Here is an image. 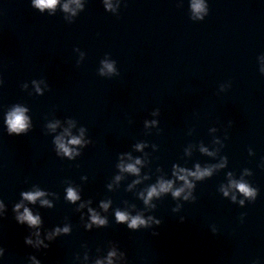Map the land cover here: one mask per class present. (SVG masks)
Listing matches in <instances>:
<instances>
[{"label": "water", "instance_id": "water-1", "mask_svg": "<svg viewBox=\"0 0 264 264\" xmlns=\"http://www.w3.org/2000/svg\"><path fill=\"white\" fill-rule=\"evenodd\" d=\"M205 2L208 15L195 21L189 19L195 17L191 0H126L118 16L106 12L100 0H86L69 24L63 15L72 19L71 14L59 5L50 16L48 9L40 13L31 6V0H0V198L8 205L7 215L0 218V246L6 249L0 264H24L28 254L37 255L41 264H72L82 242L94 252L108 240L118 242L129 264H251L256 258L264 264V168L258 167L264 157V75L258 69L264 61L257 60L264 53V0ZM74 48L85 53L79 66ZM105 53L116 61L118 76L97 74ZM41 77L49 89L36 95L30 81ZM26 81L28 90H22ZM226 82L231 86L219 91ZM17 102L29 107L33 127L27 134L10 136L2 113ZM154 108L159 116L150 115ZM52 113L61 124L48 135L44 124ZM64 117L78 122L71 134L77 135L83 125L85 138L93 141L71 161L57 157L51 142V135L69 127ZM145 119L157 120L160 131L157 126L145 130ZM214 137L224 143L221 154L228 157L227 167L197 182V199L182 202L179 212L171 211L176 202L170 194L155 201L152 214L162 220L154 226L156 236L153 229L130 231L115 224L111 211L107 228L85 231L75 205L64 201L61 181L67 178L82 185V198H93V206L110 196L113 207L123 199L142 207L132 192L124 191L133 177L115 192L105 188L116 172L117 153L131 151L138 140L155 143L156 151L145 149L151 153L149 167L170 173L173 162L184 165L186 160L189 168L195 161L215 162L200 154L196 143L219 148L210 143ZM184 148L191 157H184ZM245 167L252 170L247 179L259 195L240 207L217 188L226 171L238 176ZM82 175L87 181L80 180ZM33 183L60 195L54 208L38 209L44 227L61 224L64 217L74 225L71 235L57 237L40 252L24 244L28 229L11 212L19 192ZM210 225L218 229L215 234Z\"/></svg>", "mask_w": 264, "mask_h": 264}, {"label": "clouds", "instance_id": "clouds-1", "mask_svg": "<svg viewBox=\"0 0 264 264\" xmlns=\"http://www.w3.org/2000/svg\"><path fill=\"white\" fill-rule=\"evenodd\" d=\"M106 12L113 15H119V9L122 2L126 0H100ZM183 0H180L182 4ZM86 3V0H85ZM85 3L80 0H67L61 4V0H31V6L39 9L40 13H44L45 9L49 10L48 15L56 13L57 6L59 5L63 13H70L72 19L63 15L66 23H73L78 14L84 10ZM75 4V8L70 7ZM178 4V6H180ZM191 10L195 17H189L190 20L202 21L209 13L208 3L205 0H191ZM74 52L79 53L76 64L79 66L84 59L85 53L79 48H74ZM257 60L264 61V53L257 56ZM259 73L264 75V63H261ZM97 74L101 77L111 78L119 75V70L116 66V61L110 57L109 53H105L104 57L100 59L97 68ZM31 85L35 90L36 95H43L49 89L47 80L43 77L39 79H32ZM3 80L0 79V84ZM29 82H22L20 88L28 90ZM43 84L42 89L40 85ZM230 82L221 83L219 91H225L229 88ZM29 95L33 93L28 91ZM30 109L23 103L17 102L6 107L2 113L3 125L8 135H21L27 134L33 127L32 120L28 114ZM160 110L154 108L150 115L159 116ZM52 119H46L44 124L45 134L56 133L58 126L61 124V119L57 118L54 113L51 114ZM67 120L69 127L63 128V131L52 136L53 151L56 156L61 159L75 160L82 155V150L93 143L92 139L85 133L87 128L81 125L78 129V134L73 135L70 128L74 127L78 122L72 117H64ZM158 121L155 119H145L143 121L144 129H149L151 126H157ZM231 121H229V126ZM157 132L160 131L158 126ZM216 132V127L209 129ZM150 134L145 131V135ZM224 139H227L225 133ZM200 145L199 153L212 158L215 162L195 161L192 167L173 162L170 168V173L165 172L160 166H157L153 171L149 166L151 163V153L145 149L151 147L152 151L158 149L155 143L149 144L146 140H138L131 145V151H124L117 153L116 163L114 165L116 172L105 184L107 192H115L120 186L121 182L125 181L129 176L133 177L124 188L125 192H132L136 199L142 202V207H138L135 202L123 199L120 205L113 207V200L110 196H105L96 202L93 206V198H82V185L75 183L71 179H63L61 183L64 185V201L68 204L75 205L73 211L79 213L80 226L85 231L93 229L107 228L109 226V212L113 217L115 224H123L130 231H137L140 229H153L152 235L156 236L159 233L155 231L154 226H159L162 220L155 215L153 211L157 208L155 201L163 199L166 195L175 201V205L171 211L173 213L179 212L183 207L182 202H194L197 197L194 195L197 182L204 181L211 178L213 175L225 169L228 165V157L221 154V149L224 147L223 141L219 137H214L211 140L212 145H220L219 148L205 147L202 141L196 142ZM140 153V155H133V153ZM248 154L254 155L253 149L248 148ZM184 157H191L192 154L188 149H183ZM218 161V162H217ZM264 168V157H261V162L258 165ZM142 169H148L143 171ZM225 180L218 185L217 191L222 194V197L227 198L230 202L244 207L246 202L252 203L259 195V188L254 186L247 177H251L253 172L251 169L245 167L241 169L239 175L232 170L225 172ZM155 176L154 182L145 183L152 180ZM88 177L82 175L81 181H87ZM28 183L27 179L24 181ZM142 187H138L141 186ZM60 199L58 192L42 188L39 184H31L27 189L19 192V199L12 203L11 212L12 218L21 225H25L28 229L27 235L24 236V244L40 252L42 249H48L51 243L57 237L71 235L74 225L68 217L63 218L61 224L52 226L51 228L44 227V221L39 212V208L52 209L55 207V202ZM8 212V205L0 198V218H4ZM246 213H240L239 220L243 223ZM183 222L184 217H179ZM210 230L215 234L218 229L215 225H210ZM81 251L72 254V264H129L128 258L124 250L121 249L118 242L108 240L103 246H96L93 249L89 246L87 241L80 244ZM6 249L0 246V258L4 257ZM24 264H41V260L35 254H28ZM251 264H260L259 258L253 259Z\"/></svg>", "mask_w": 264, "mask_h": 264}]
</instances>
